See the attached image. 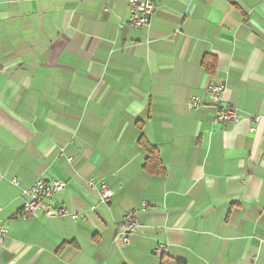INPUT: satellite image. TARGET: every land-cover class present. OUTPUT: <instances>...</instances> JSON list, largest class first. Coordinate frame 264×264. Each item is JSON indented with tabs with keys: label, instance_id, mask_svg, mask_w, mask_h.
<instances>
[{
	"label": "crops",
	"instance_id": "1",
	"mask_svg": "<svg viewBox=\"0 0 264 264\" xmlns=\"http://www.w3.org/2000/svg\"><path fill=\"white\" fill-rule=\"evenodd\" d=\"M127 18L128 0H0V264H159L161 246L184 264H264V0H155L147 26ZM213 84L236 122L187 108ZM38 179L66 183L48 201L66 215L21 216Z\"/></svg>",
	"mask_w": 264,
	"mask_h": 264
},
{
	"label": "built area",
	"instance_id": "2",
	"mask_svg": "<svg viewBox=\"0 0 264 264\" xmlns=\"http://www.w3.org/2000/svg\"><path fill=\"white\" fill-rule=\"evenodd\" d=\"M155 13V0H128V18L126 25L130 28H139L147 26L151 17ZM226 87L223 84L208 85L205 88L206 101L198 96H193L187 103L189 110H196L205 106L215 108V121L217 123L236 122L240 119L239 110L233 108L224 102V93ZM252 126L250 133H253L259 123L258 117L251 119ZM0 176V181H1ZM15 185L17 183L13 181ZM89 189L94 191L98 196V200L102 205H108L112 202L114 192L103 181L90 179L86 182ZM66 188V183L63 181L53 180L44 181L38 179L29 188L22 192V217H37L42 214L46 217H59L66 215L64 209H54L48 201L58 195ZM145 204L142 206L144 211ZM81 221H86L85 217L79 218ZM138 224L135 220V213L129 212L123 217L122 228L118 232V237L122 244L127 245L130 236L137 230ZM7 238V230L1 225L0 219V244L2 245ZM166 250L161 246L154 251L155 255L163 256Z\"/></svg>",
	"mask_w": 264,
	"mask_h": 264
},
{
	"label": "trees",
	"instance_id": "3",
	"mask_svg": "<svg viewBox=\"0 0 264 264\" xmlns=\"http://www.w3.org/2000/svg\"><path fill=\"white\" fill-rule=\"evenodd\" d=\"M203 65L206 68L207 72H212L215 66V60L211 59L210 63L204 61ZM139 144L141 145V147H143V149L147 153V158L143 166L144 170L150 175H156V176L163 175L164 168L162 167L159 161L156 150L150 147L144 140H140ZM159 264H184V263L175 261L170 257L163 255L160 258Z\"/></svg>",
	"mask_w": 264,
	"mask_h": 264
}]
</instances>
